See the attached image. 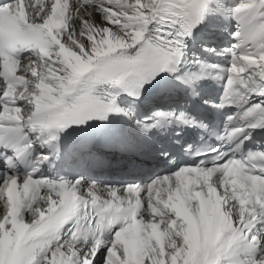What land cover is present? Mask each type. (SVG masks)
I'll list each match as a JSON object with an SVG mask.
<instances>
[{"label":"snow or ice","instance_id":"1","mask_svg":"<svg viewBox=\"0 0 264 264\" xmlns=\"http://www.w3.org/2000/svg\"><path fill=\"white\" fill-rule=\"evenodd\" d=\"M0 264H264V0H0Z\"/></svg>","mask_w":264,"mask_h":264}]
</instances>
